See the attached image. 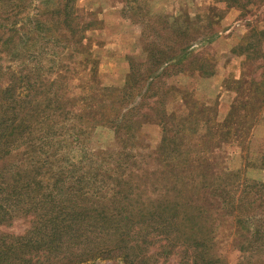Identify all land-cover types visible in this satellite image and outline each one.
I'll return each instance as SVG.
<instances>
[{
  "label": "rangeland",
  "instance_id": "obj_1",
  "mask_svg": "<svg viewBox=\"0 0 264 264\" xmlns=\"http://www.w3.org/2000/svg\"><path fill=\"white\" fill-rule=\"evenodd\" d=\"M40 1L0 0V65L5 72L0 74L1 84L9 83L12 75L24 73L29 82L18 85L16 94L29 99L40 91L37 84L31 89L26 86L33 83L37 74L44 76L46 86L56 76L58 87L66 88L68 93L95 94L87 102L93 109L86 114L88 119H97L113 113L119 105L114 90L101 92V88L124 86L132 66L135 75L131 83L141 86L143 75L154 70L153 79L137 88L141 89L136 97L137 109L127 114L125 127L117 131L120 136L124 129L123 136L132 127L130 132L137 139L119 140L105 126L85 135L86 145L94 149H133L137 164L146 169L148 183L140 182L145 186L138 187L155 193L145 194L137 188L141 198L175 195L168 187L171 179L167 162L157 152L163 135L170 142L165 148L176 149L175 156L179 158L183 154L196 157L207 151L210 159L205 164L216 171L210 182L227 185L230 194L238 195L242 187L233 182L236 178L248 180V186L253 185L251 181L264 182V86L258 85L264 72V0H60L62 6L71 2L80 10L73 11L79 15V23L90 18L94 22L82 39L86 43L88 38L95 58L97 74L92 78L83 70L82 56L77 57L73 47L64 50L69 34L62 23L63 14L52 16L40 10V18L58 21L51 28L57 33V41L35 48L40 34H35L37 30L31 26ZM29 28L36 32L26 35L24 31ZM75 33H81L78 27ZM161 58L167 60L158 65L153 62ZM85 67H90V62ZM226 131L228 136L223 135ZM200 133L206 134L201 140ZM135 157L127 159L124 167ZM185 163L188 174L198 168L197 162ZM175 164L174 168H183L181 161ZM176 169L172 172L175 180L182 178ZM261 207L264 212V204ZM212 216L219 219L220 214L214 212ZM212 219L210 228L219 223L214 249L227 264H238L240 239L234 235L231 222ZM28 225V218L18 217L9 225H0V233L20 235ZM151 251L150 264H180L174 253L156 247H151ZM253 261L264 264V254ZM76 264L124 263L101 259Z\"/></svg>",
  "mask_w": 264,
  "mask_h": 264
},
{
  "label": "trees",
  "instance_id": "obj_2",
  "mask_svg": "<svg viewBox=\"0 0 264 264\" xmlns=\"http://www.w3.org/2000/svg\"><path fill=\"white\" fill-rule=\"evenodd\" d=\"M40 10L52 16L64 15L62 23L69 34L64 50L73 47L75 55L82 56L83 70L94 77L97 68L91 44L88 38L82 42L88 28L94 25L92 18L79 23V15L73 11L80 10L71 2L62 6L60 0H41L31 26L37 30L35 34H40L36 49L57 41V33L51 28L58 21L40 18ZM76 27L81 33H75ZM33 29L24 32H36ZM166 60L153 62L158 65ZM88 62L90 67H85ZM0 70V74H5L1 65ZM154 72L151 69L149 75H143L141 86L132 85V66L124 86L101 88V92L114 90L119 105L113 113L97 119H88L86 114L93 109L87 102L95 94L68 93L66 88L58 87L56 76L46 86L44 76L37 74L33 83L26 86L31 89L37 84L40 94L29 99L16 94L18 85L29 82L24 73L12 75L6 85L0 81V225H9L22 216L29 223L23 234L0 233V264H76L101 259L150 264L151 247L176 254L180 264H227L214 249L219 223L210 228L212 218L231 222L234 235L240 239L238 264H256L253 258L257 261L264 254V182L251 181L253 185L248 186V180L236 178L233 182L242 187L238 195L230 194L227 185L210 182L216 171L205 164L210 159L207 151L196 157L183 154L179 158L175 156L176 149L165 148L170 142L163 135L157 152L167 162L171 179L167 186L175 195H155L145 200L137 188L141 183L148 184L146 169L137 164L133 149L118 152L86 145V133L98 126L111 129L119 140L137 139L130 132L132 127L123 136L124 129L120 136L117 131L125 127L127 114L138 107L136 97L141 89L137 88L153 79ZM258 85L264 86V72ZM79 95V99L69 100ZM261 95L264 97V89ZM205 135L200 133L199 139ZM223 135L228 136L229 131ZM134 157L124 167L127 159ZM176 161H183V168L185 161H194L198 168L190 174L184 168L183 173V168H174ZM174 169L182 178L175 180ZM189 176L197 178L190 180ZM142 192L155 194L150 190ZM254 208L260 210L253 213ZM214 212L220 214L219 219L212 216Z\"/></svg>",
  "mask_w": 264,
  "mask_h": 264
}]
</instances>
